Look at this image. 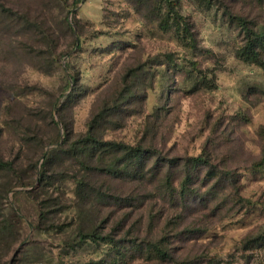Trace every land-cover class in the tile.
I'll return each mask as SVG.
<instances>
[{
  "label": "rangeland",
  "instance_id": "rangeland-1",
  "mask_svg": "<svg viewBox=\"0 0 264 264\" xmlns=\"http://www.w3.org/2000/svg\"><path fill=\"white\" fill-rule=\"evenodd\" d=\"M4 1L0 264H264V0Z\"/></svg>",
  "mask_w": 264,
  "mask_h": 264
},
{
  "label": "trees",
  "instance_id": "trees-1",
  "mask_svg": "<svg viewBox=\"0 0 264 264\" xmlns=\"http://www.w3.org/2000/svg\"><path fill=\"white\" fill-rule=\"evenodd\" d=\"M80 2V0H73L71 5L75 6ZM169 4L173 5L172 1L169 0ZM0 6L4 8V10L10 11L13 10V7L11 6H7L6 5V1L2 0L0 2ZM70 6V4H69ZM44 9V8H43ZM43 11V10H42ZM227 14L234 19H237L239 23L242 24L244 30L247 31V36L249 39V42H252V46L249 48V50L247 51V55H255L256 52V44H264V29L260 32H256L254 30V28L250 27L249 24L247 23V19L243 16H237L235 15L233 12H231L230 10H226ZM181 19V18H180ZM186 30L188 32H190L189 27L187 26ZM78 145H83L84 147H88L89 145H91L92 148H95V153L96 151L99 150V162H102V155L108 153L114 154L115 156H113L116 161L114 160V162L112 161V163L109 164V169H114V170H119V169H126L127 170L129 168H133L134 165H142L146 162L147 157H148V152L149 149L147 147H145L144 145H131L129 143L126 142H122V141H116V140H104L99 138L98 136L94 135L93 132L91 130H89L87 132L86 135H84L81 139H79L78 141H76ZM92 150V149H91ZM117 152H122L121 155H117ZM96 157V154H95ZM192 163L196 166V165H200V164H209L210 161L205 158V156H196V157H191L190 158ZM11 163L8 161H4L1 160L0 161V167H5L7 165H10ZM43 171H41V177L40 179H42V176L45 174L44 169H42ZM121 172V171H120ZM185 181H183V183L181 184V191H183L187 186V184L190 182V178L186 181V183H184ZM82 238L86 239H91L94 240L96 242L103 240L106 241L108 240L109 242H112L110 235H101L100 232H98V230L95 228L94 230L90 231V232H85L82 235ZM160 252V251H159Z\"/></svg>",
  "mask_w": 264,
  "mask_h": 264
}]
</instances>
